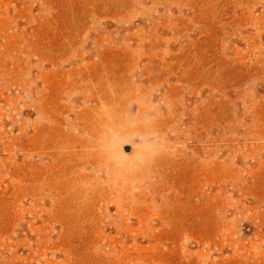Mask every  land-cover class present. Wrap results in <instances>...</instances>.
<instances>
[{"label": "rangeland", "instance_id": "rangeland-1", "mask_svg": "<svg viewBox=\"0 0 264 264\" xmlns=\"http://www.w3.org/2000/svg\"><path fill=\"white\" fill-rule=\"evenodd\" d=\"M0 264H264V0H0Z\"/></svg>", "mask_w": 264, "mask_h": 264}]
</instances>
